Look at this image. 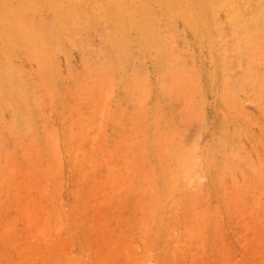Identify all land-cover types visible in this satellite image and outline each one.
<instances>
[{"label": "bare ground", "instance_id": "obj_1", "mask_svg": "<svg viewBox=\"0 0 264 264\" xmlns=\"http://www.w3.org/2000/svg\"><path fill=\"white\" fill-rule=\"evenodd\" d=\"M177 20L181 21L183 25L194 34H198L200 31L208 34H215L213 40L210 41V45L217 47L222 52L221 58L224 63V76L226 77L222 94L225 95L227 99L226 102L229 103L228 108L230 106L232 109L233 117L238 118L241 116L244 120H247L246 122H248L250 114L245 103H249L250 105V102L254 103L256 108H259L260 106L263 112L264 0H0V231L6 232V242L4 243L5 239L2 242V245L4 244L5 246L11 244L12 242L16 243L17 240L19 243L23 240L26 241V239L29 240L27 245L21 243L16 245L17 253L21 257L19 260L16 259L17 262L14 260L15 264H18L20 260L26 264H61L62 258H67L69 262L68 264H83L85 260L78 261L77 257L79 255H81L79 257H85L87 260H90L89 262H92V264H115L113 262V260H117L115 257H119L121 259L123 258L125 262L126 260H129L131 264H198L197 257H202L201 260L203 259L202 254L207 252L209 249L206 244L207 233H205L209 230L206 228L208 230L206 231V225L203 223L205 221H203L204 218H202L203 214H205L204 211H206L204 208L206 209L207 207L204 206V211L201 209L203 204L202 207L199 208L203 214H201L200 210L195 207V197L199 200V198H197L198 191L195 181L191 180L190 173L195 167L199 166L200 168V165L204 164L205 159L203 157V160L200 159L202 161L198 160V153L196 154V150H199L197 143L194 144L191 149L187 148L186 151L185 148L187 145H183L182 136L181 140L180 137L177 136V129L171 128L167 122L165 123L163 120L159 119L160 116L158 117L159 121H163L165 125H169V128L166 126L163 127H166V129L171 128L169 131L165 130L169 132H165L166 137H164L166 139L162 137V139L165 140V143L168 142L169 144H164V140H162L165 146L162 144L163 149L162 151L159 150V152L161 151L160 154H167V156L164 155L161 157L160 155L159 158L158 156H155L156 158H162L163 160L166 158V163L163 164L162 168L163 171L164 167L167 170L162 177L165 184L164 190L165 186H167L166 184H168L169 190L168 192L166 191L168 194H166L165 198L162 196L165 200L163 199L164 204L161 205L160 186H158V179L156 178L158 175L157 173L155 174L156 171L153 169V164L150 165L151 167H146V160H148L147 154H150V147L148 148L147 142L148 140L150 141L149 135L151 134L148 132V136L146 137L143 132L144 127H147L146 122L141 124L140 121H143L146 116L145 110H147V102L149 100L147 97L151 94L149 92L147 93L149 90L147 86L149 85L148 79L150 76L146 67L141 66V64L143 65L141 61L140 65L136 64V57L139 61L144 51L151 53L154 59L163 62L161 67L165 66L167 68L165 70H167L168 74L170 69L166 66V63L171 65L175 71L172 75L170 74L174 78L173 91H176V83H179L178 86L180 84L182 85L181 92H176V94L179 95L180 93L185 92L183 83L185 82V84H190V80L192 79L193 81V78L199 75L196 73L198 70L194 71L193 69L195 67L193 66V59L195 58L192 59L193 63L190 61L189 64L187 60H191V57H189L190 53L187 52L189 54H185V51L183 54L180 51L184 49L181 45L184 44L182 41L186 38L183 37V40L181 41L180 36H183V31H181L182 33H178L181 29L178 31L176 29L177 24L175 21ZM133 34L135 35L136 44L144 50L140 56L137 54L138 56L136 55V57L132 47L133 44H131L132 38L130 39V36H133ZM93 36L96 38L94 39L96 42L93 40ZM91 37L93 41L91 40ZM196 39L198 38L196 37ZM177 43H180V50ZM197 44L199 43L197 42ZM71 49H76L79 53L85 52V55L87 54V57L84 56L82 58L81 65L78 64L82 68L81 72L75 71L77 70V67H75L74 64H77V62H75L76 58H74V56L72 57ZM137 52H139V50H137ZM185 55L188 57L187 60ZM258 64L260 66L257 67L256 65ZM61 65L64 66L61 67ZM127 65L131 66L130 71H128V68L125 70ZM190 65H192V69H190ZM63 67L65 69L64 71L66 76L62 70ZM143 67L145 68L146 73H148L147 77ZM237 67L241 71L240 75H242L240 79H236L240 83L235 82L236 80H230L232 79V70L234 71ZM214 72L213 74H216ZM128 73H131V77L129 76L130 82L128 84L130 89L128 94L131 93L130 96L132 97L130 102L135 100V106L132 105V109L134 110L130 111L132 113L135 111L134 113L138 114L133 115L131 112L128 113L126 111L128 113L127 115L129 116V114H131V117L144 115V117H137L138 120L135 118L137 123L134 121L136 123L132 128L134 130L129 129L130 131H133L131 132L132 135H137V137L141 139L137 140L140 142H138V146L140 145V149H138L141 151L139 156L137 154L138 152L136 153L138 157L134 154L136 151L133 150V137H135L136 140V136H133L128 140L124 137L126 140L123 143L122 140H119V142L118 140H114L115 143L112 145L113 147H110V142L113 141V138L111 139L112 141H109L108 139V135H112V132L111 134H109L110 131L108 133V121L111 119V116H114L116 119L117 128H119L121 132L123 130L125 131V128L128 132L129 130L127 127L133 125L130 121L134 118H131L132 120L128 118L129 123H125L124 121L123 117L127 116L124 113V108H122L124 103L121 105V103H119L120 101L118 102V100H116L117 108H112V102L117 98V89H115V86L118 83V85L122 84V86L125 87L128 81ZM180 74L187 76V83L184 77H180ZM193 74H195V76H193ZM62 75L66 77V82L67 79L70 81V83H65L70 85L69 90L71 91L69 95L72 96L71 99L76 103L74 104L76 105L75 108L77 107V112L81 111L80 113H74V111L76 112V110H73L75 109L73 107L74 105L70 104L72 107L70 106L69 108L68 105L66 107L64 104L65 101L62 100L63 95L58 93L59 84L61 79H63ZM233 77L237 78L238 74H233ZM179 79H183L184 81H179ZM195 80V83L193 82L194 84L198 81L197 79ZM212 81L213 77L211 79V84ZM171 82L172 78L170 83ZM65 83L63 85H65ZM193 83L190 84L191 87H188V84L187 87L184 85V87L187 88V93L185 92L186 94L183 96L186 97L187 100H183V102H185L183 107L188 104L187 101H189V99L187 96L190 95L189 93H191V88H193V90L195 88V86L192 87ZM161 84L163 83H160V85ZM159 86L157 88H159ZM170 86L168 85V87ZM198 86L197 88H201L202 84L201 87ZM149 87L152 88V85ZM236 87L240 90H237ZM165 89L167 90L166 87ZM242 89L246 91L243 92V96L239 94ZM196 91L201 92L200 89H196ZM56 92L58 93L57 96ZM68 92L66 91V93ZM194 92L192 95L198 93ZM44 93L47 96L49 95V97L54 95V98L59 101L61 100L63 107L60 108H62L64 114H66L63 116L65 118H70L71 120H69V124H67L61 131H54L53 129L54 127L56 128L58 123L53 127V125H51L52 123L49 122L51 115L47 112L50 109L48 110L47 108H50L51 106L49 105L50 107H47L43 104L45 103L42 99V97H44ZM201 94L202 93L196 94L198 95L196 100L197 98L198 100L195 102L204 100V98L203 100L199 99ZM192 99L195 100L194 97ZM172 100L174 101V98H172ZM49 101H51L50 98H48L46 104ZM74 102L69 99L68 104ZM164 103L166 104L165 100ZM60 105L56 104V106ZM127 105L125 106L127 107ZM120 106L121 109L119 108ZM200 106L202 105L200 104L198 106L197 112L195 113L196 115L199 112V108H201ZM150 107L151 106H149V109ZM169 107H171V105ZM178 108L175 109L174 107L173 109L177 111ZM163 109L165 108L163 107ZM185 109L186 107L183 110ZM188 109L191 110V108ZM226 111L229 112V109H226ZM260 111H258V115L256 116V120H259L258 124L259 122H262L259 119L260 115L264 114V112H261L262 114H260ZM157 112L155 111V113ZM181 112L182 111H180V113ZM202 112L203 111L199 113ZM47 113L49 114L47 115ZM158 113H161V111ZM186 113V111L181 113V115L184 116L182 118H186L185 120H187L189 115L190 117L193 116L192 114L194 112H190L189 115ZM165 114L167 113L165 112ZM202 114H204V112ZM196 115L195 117L198 116L199 118V124L203 118L202 115L200 117L199 115ZM253 115L255 116V114ZM230 117L228 119H230ZM146 118L148 122V117ZM155 118H157V116ZM182 118L181 120H183ZM162 119L165 120V117ZM225 120L227 119L222 121ZM67 121H64V123L66 124ZM139 121L140 123H138ZM154 121L156 122V120ZM167 121H169V119ZM239 121L238 123H240ZM253 121L255 120L252 117V122ZM39 122L42 124L44 129L39 126ZM179 122L180 121H178V124ZM154 123L152 124L154 125ZM158 123L156 124L158 125ZM255 123H252V126L257 124ZM49 124L50 127L48 128ZM203 125L199 124V128L196 129L200 130V126ZM214 125L215 124H213V126ZM244 125L246 126L248 124ZM158 126L155 127L158 131H156L158 133L156 134L160 135L164 128L161 129L162 127ZM248 127H250V125ZM150 128L151 127L149 126V129ZM172 129H174L175 132L173 130L171 133ZM198 130L195 134V136H197L196 139H198V136L200 135L198 134ZM219 132L220 131H218V133ZM235 132L237 133V130H235ZM229 133H232V131ZM125 134L128 135L126 137H129L128 133ZM226 134L228 133L226 132L225 135ZM120 135L125 136L121 133ZM239 135L240 134H238L237 137ZM247 135L248 131L247 134L243 136L247 137ZM239 137L238 142L241 138ZM157 138L159 139L160 137L158 136ZM192 138H194V136H192ZM218 139L219 141H222L223 139L225 141V138H222V140L221 138H217V140ZM263 139L264 136L262 140ZM193 140L196 141L195 139H192V141ZM204 140L202 139V141ZM242 141L243 138L240 142L242 143ZM230 142L233 141L230 140ZM236 142L237 141L233 144L234 146L231 144V146H233V150L231 152L229 151L232 156V160L228 161L229 163L224 161L225 164H228V169L231 172L229 173L232 174V176H230L232 182L229 181L231 182L230 184H227L225 182L226 180H224V182L229 185L228 189H230V186L233 187V191H231V193L228 192V197H226L228 200L224 196L227 193L224 194L223 192V197L226 199L227 208L230 209L229 213L231 214V220L229 219V221H232L234 224V230H232L235 235L234 237L237 238L236 241H241V245L239 246L238 244L240 241H238L237 245L240 248H243V254H240L239 257L237 256L241 259V264H264V184H261V182H264V179L262 178L264 176V165L262 170L260 169V167L262 168V165L256 169L255 166L262 163L257 164L258 161L255 162L252 160L253 158L249 156L251 153L248 154L247 151V153L245 152V145L242 147L243 145L241 146V143L237 144L238 142ZM151 143L153 142L151 141ZM226 143L227 140L225 144ZM225 144L223 149H225ZM251 145L249 146V149H252ZM9 146L11 147V150H8L10 148ZM210 146H213V143H211ZM203 149H205V147ZM200 152L202 153V151ZM251 152L253 153V151ZM262 152H264V150ZM128 153L131 154L128 155ZM152 154L153 153L151 152V155ZM218 154L216 155L219 156ZM170 155H172L173 158H171L172 156ZM153 159L156 161L155 158ZM209 159L212 161V158ZM122 160L123 163H120V165L119 162ZM252 161H254V164ZM246 162L249 163L247 165L253 175H248L249 173H245L243 170L241 171L240 167L238 168L240 164L242 166V164H246ZM158 163L161 162L158 161ZM173 163L176 165H174V168H172L173 166L171 167V164ZM66 164L69 167V171L72 172V175L67 176L65 174L64 169ZM155 164H157V162H155ZM206 166H208L207 163ZM221 167L223 168L222 170L224 173L225 165L223 164ZM198 169L194 170L198 171ZM259 169L261 170L260 173H258ZM219 172L217 174L220 175V178L222 171L219 170ZM200 173L201 175H199V177L201 180L203 178L202 170ZM192 175L198 176V173L192 172ZM237 175H240V177ZM236 177L237 180L239 179L238 181L235 179ZM241 179L243 184L245 183L244 186L243 184L238 185V183H241ZM68 180L73 181L72 184L74 185L73 188L71 187V192L68 190V193L70 194V200H68L69 204H67V201L63 199V192L67 188L66 183ZM72 184L70 183V186ZM220 184L221 183H219V185ZM221 185H223L222 188H224L223 182ZM212 186L210 188H212ZM210 188L209 191H211ZM226 188L222 191H227ZM3 191H5V194H2L4 193ZM194 191H197L196 194ZM222 191L220 190V192ZM191 192H194V194L184 197H182V195L180 196L181 201H179L178 195L183 193L190 194ZM205 193L207 194V192ZM146 195L149 198H147ZM129 196H133V198L136 197L134 200V202H136L134 203L135 205L132 208L131 213L126 216V213L123 215L124 210H126L127 207H132V205L131 207H125V204L128 201L126 199H128ZM109 198L112 200L109 201ZM185 199L188 201L191 200L190 203H182ZM187 200L185 202H187ZM248 200L251 201L250 204L248 203ZM88 202L89 206L87 207ZM110 202L114 203L116 210L119 212L117 213L116 211V214L113 213L114 215H108L107 212L104 211L105 209H102L103 212L100 214L101 209L99 208L101 204H110ZM131 202H133L132 198ZM178 203L180 204V207L177 206L179 205ZM67 205H70V208H68ZM90 205L91 207L92 205L97 206L94 210L99 209L98 212L100 215L98 216V214H95L98 216L97 219L94 216H91V212L90 215L88 214L89 212L87 208H89ZM175 205L177 207H174ZM199 205L200 202L199 204L197 202V206ZM80 206H82V208L84 206L85 208L82 209V214L75 216V212L81 208ZM183 206L186 208L185 210L189 208L191 211L187 210L186 215L183 213L184 216H182L183 218L179 221L178 214L179 212L182 213V211L179 210L183 208ZM214 210L217 211L216 208ZM80 212L81 211L79 209V213ZM218 212L220 213L219 210ZM93 213H95V211ZM209 213L207 214L209 215ZM219 213H217V216H219ZM201 218L202 222H200ZM219 218L216 219L218 220ZM212 219L215 220L214 217ZM173 220H176V223H178L177 225L180 226L177 227L173 225ZM197 220H200L198 221L200 224H198ZM178 221L181 224H179ZM17 223L22 227L18 228ZM210 224L213 225H210L212 226V233L214 234V232L216 233L218 231L220 236L223 231L221 224H219L218 221L215 223L210 222ZM181 227L182 229H180ZM226 228L227 227H225V229ZM24 229L29 230L30 233L27 234L25 231L27 235H25L26 237L21 234V237H18L20 231ZM25 233L23 232V234ZM61 233L66 235L62 236ZM1 234H3V236L5 235V233ZM1 234L0 240L3 238ZM225 235L229 234L225 233ZM216 236L218 237L217 233ZM63 237H65V241L70 243L72 246L71 248H73V246H76V248L78 247V250L76 249V251H79V255L77 256L73 253L77 256L76 259L74 255H70L71 257H68L69 251L66 257H64V252L63 254H60L62 251L60 253L58 252L61 248L60 245H62H59V243L64 240ZM225 238L227 237L225 236ZM214 240L217 241L215 238ZM219 240H221L222 244H218L216 248L220 253L219 257H222L220 260H223L220 261V263L225 262V260L228 262L231 258L228 252V255L223 257L225 255L224 250L225 252L227 251V245H224L225 247L223 246V238ZM211 242L213 241L211 240ZM63 244H65L64 241ZM138 244L142 246V254L140 253L142 260L138 257ZM215 244L216 243L213 245L216 246ZM24 246L27 247L25 248ZM52 246L60 247H58V251L54 250V252L58 253L51 257ZM9 247L10 250L7 251V254L9 251L11 252L12 246ZM23 247L25 249H23ZM62 247L65 250L68 248V245H62ZM26 249H29L28 253H25ZM0 254H2V250ZM217 255L218 254H216V257ZM237 257H235V261L232 262L233 264H238L240 261L239 259H236ZM207 258L209 261L210 257L207 256ZM87 260L85 261V264ZM236 260H238L237 263ZM208 261H203V263L207 262V264H209ZM21 262L19 264H21ZM125 262L124 264H126ZM209 262L211 264V261ZM216 262L218 261L216 260L215 263ZM0 264L12 263L10 261L5 262L3 256H0Z\"/></svg>", "mask_w": 264, "mask_h": 264}, {"label": "rangeland", "instance_id": "obj_2", "mask_svg": "<svg viewBox=\"0 0 264 264\" xmlns=\"http://www.w3.org/2000/svg\"><path fill=\"white\" fill-rule=\"evenodd\" d=\"M175 23L177 24H175L176 25V29H177V31L179 30V29H181V30H179L178 31V33L180 32V33H182L181 31H183V36H180V38H181V41L183 40L182 38L184 37V38H186V39H184L183 41H182V43H184V44H186V45H184V44H182L181 46H182V48H184V49H182V50H180L181 48H180V43L178 44L177 43V46H179L178 48H179V50L184 54L185 53V51H186V53L185 54H189L190 53V56L189 57H191V60H187V55H185L186 56V60H187V62L189 63L190 61L192 62V59L193 58H195V59H193V66H195L193 69H194V71H196V70H198L196 73L197 74H199L198 76H195V74H193V76H195L194 78L195 79H197L198 81L196 82V84H194L195 83V79L193 78V81H192V79L190 80V84L191 83H193V85H192V87H194L195 86V88L198 90V89H200V91L201 92H198V91H196V89L194 88V90H193V88H191V93H189L190 95H188L187 96V98L189 99V101H187L188 102V107H187V105L185 106L186 107V109L185 110H183L185 107H183L184 105H185V102H183V100H187L186 99V97H184L183 95L184 94H186L187 92H186V89L187 88H185V87H187L188 85V87H191L190 86V84H188L187 82V76H185L184 74L182 75V74H180V77L182 76V78L184 77V79H186L185 81H186V83L188 84H185V82L183 83V88L185 89V92H183V93H180V95L179 94H176V92L178 93V91L179 92H181V88H182V85L180 84L179 86H178V84L179 83H176V85H175V82H174V85H175V88H176V91L174 92L173 91V76H171L175 71L173 70V68L171 67V65H169V64H167L166 63V66H168L169 67V74L167 73V70H165V69H167L165 66H162L161 67V65L163 64V62H161V61H157L156 59H154V57H153V55L151 54V53H149V52H146V51H144V50H142L141 48H140V46L139 45H137L136 44V42H135V35L133 34V36H130V39L132 38V40H131V44H133L132 45V47H133V51H134V54H135V57H136V55L138 54L139 56H140V54H142L143 53V51H144V53H143V55H141L142 57V59L140 58L139 59V61H138V58L136 57V64L137 65H140L141 64V62L143 63V65L141 64V66H145L146 67V69H147V72L149 73V85L147 86L148 87V91H147V93L149 92V93H151V94H149L148 95V97L147 98H149V100H148V102H147V105H148V107L146 108L147 110H145L146 111V116L144 117V115H138V116H132L131 117V114H133V115H135V114H138V113H132L131 111H133L134 109H132L133 108V106H135L134 105V101L135 100H133L132 102H130L131 100H132V97L130 96V94H128L129 92H130V89H129V82H130V80H129V76L131 77V73H128V81H127V85L124 87V86H122V84L121 85H118V83L116 84V88L115 89H117L116 91H117V98L112 102V108L113 109H115V108H117V106H116V100H118V102L119 103H121V105H122V103H124L123 104V107L122 108H124V113H125V115H127L128 113H130L131 112V114H129V116L127 115L126 117H123L124 118V121H125V123L126 122H128L129 123V119L128 118H134L132 121H130V123L131 124H133V125H131V126H128L127 128H128V130L129 129H132L133 128V126H134V124H136L137 122H136V120H135V118H137V117H141V116H143L144 117V119H143V121L142 120H140L141 121V124H144V122H146V128L144 127V129H143V132H144V134L146 135V137L148 136V132L151 134V135H149V139H150V141L148 140V144H147V146H148V148H149V155L147 154V159L148 160H146V163L148 164H146V167H151L150 165H152L153 164V169H155V174L157 173V181H158V186H160V201H161V205H163L164 203V201H163V199L165 198V196H166V194H168L167 192H168V190H169V186H168V184H166L167 186H165V190H164V181H163V175H164V173L166 172V168L164 167V171H163V164L164 163H166V158L163 160L162 158H160V159H158L159 158V156L161 155V157L162 156H164L163 155V153L162 154H160V152L162 151V144H163V142H162V140H164V139H166L165 137H166V133H169V132H167V131H169L171 128H174V129H177V136L178 137H180V140L182 139L183 140V145H187L186 146V151H187V148H189V149H191V147H193L194 146V144H196L197 143V146H198V149L199 150H196V154L198 155V160H200V159H202L203 157H204V164L203 165H200L201 167L199 168V166H197V167H195L194 169L195 170H197L198 169V171H195L194 169V171L193 170H191V180H193V181H195V183H196V188H197V191H198V193L200 194H198L197 193V198H199V200H201V201H199V200H197L196 199V197H195V207L196 208H201L202 207V204H203V207L201 208L202 210H203V208H204V206H206L207 208L205 209L204 208V210H206V211H204L205 212V214H203V213H201L202 211L200 210V213L201 214H203V216H202V218H204L203 219V221H205V222H203V223H205V229H206V231H208V232H205V233H207V240H206V244H207V247L209 248L208 249V251L207 252H205L204 254H202V256H203V259L201 260V258L202 257H197V259H198V264H200L201 262L203 263V261H208V258H207V256L208 257H210L209 258V261H211V264H214L215 263V261L217 260L218 262H216L215 264H231L232 262H234L235 261V257H239V255L240 254H243L242 252V250H243V248L241 247H239L240 245H241V241L240 240H238V241H240L239 243H238V241H236L237 240V238H235L234 236V234H233V231L232 230H234L233 229V226H234V224L232 223V221H229V219L231 220V218H230V213H229V210L230 209H228L227 207V204H226V199L228 200V198H226V197H228V194L229 193H231V191H233V187H231L230 186V189H228V186L229 185H227V184H230L232 181H231V177L230 176H232V174H230L231 172L229 171V169H228V164L227 163H229L228 161H231L232 160V156L230 155V152L233 150L232 149V147L234 146L233 144H235V141H237L238 142V137L240 138L239 139V142L237 143V144H239V143H241L240 142V140L243 138V141H242V143L240 144L242 147H244V145H245V148H246V150H245V152L247 151L248 152V154L249 153H251V154H249V156H251V158H253L252 160H254L255 162L256 161H258L257 162V164L258 163H262V164H258V166H255L256 167V169H257V167L259 168V166L260 165H262V168L260 167V169L262 170L263 169V163H264V156H263V154H264V152H262L264 149H263V147H264V139L262 140V138H263V136H264V116H262V115H264V114H262L263 112H262V108L259 106V105H257V106H259V108H256L254 105V103H251L250 102V105H249V103H245L246 104V107H248V112H249V117L248 118H250V119H248V122H246L247 120H244V118L243 117H241V116H239L238 118H234L233 117V112H232V109H231V107L229 106V108H228V102H226L227 101V99H226V97H225V95L224 94H222V90H223V86L225 85V81H226V77L224 76L225 75V70H224V63H223V60H222V58H221V54H222V52L217 48V47H214V46H212V45H210L211 44V40H213V38L215 37V34L214 33H210V34H208V33H206V32H203V31H200L198 34H194V33H192V31L191 30H189L187 27H185L184 25H183V23L181 22V21H179V20H177V21H175ZM178 23H179V25H178ZM94 31V30H93ZM187 32H188V34H187ZM180 35V34H179ZM193 35V36H192ZM194 35H196V36H194ZM191 36V37H190ZM179 37V36H178ZM193 37H194V39H193ZM196 37L198 38V39H196ZM189 38H190V40H189ZM202 38V39H201ZM94 39H96L94 36H93V40ZM178 39V38H177ZM91 40H92V37H91ZM92 40V41H93ZM189 40V41H188ZM195 40V41H194ZM199 40H201V41H199ZM95 42H96V40H94ZM97 41H99V40H97ZM179 42V41H178ZM186 42V43H185ZM197 42L199 43V44H197ZM193 43V44H192ZM209 43V44H208ZM93 44H94V42H93ZM96 44V43H95ZM98 44V43H97ZM208 44V45H207ZM194 45V46H193ZM197 47H196V46ZM95 46V45H94ZM99 46V45H98ZM186 46V47H185ZM187 46H188V48H187ZM191 46V47H190ZM135 47V48H134ZM95 48H96V46H95ZM193 48V49H192ZM216 48V49H215ZM139 50V52H137V50ZM187 49V50H186ZM203 49H205V50H203ZM75 50V51H74ZM195 52H194V51ZM216 52H215V51ZM74 51V52H73ZM191 51V52H190ZM137 52V53H136ZM187 52H189V53H187ZM194 52V53H193ZM218 52V53H217ZM71 53H72V57L74 56V58H76L75 60V62H77V64L75 65L74 64V66L75 67H77L76 69L77 70H75V71H80L81 72V70H82V68H81V66H79V65H81V60H82V58L85 56V57H87V54L85 55V52L84 53H82V55H81V53H79L76 49H71ZM215 53H217V54H215ZM84 54V55H83ZM75 55H77L78 56V58H77V56H75ZM137 55V56H138ZM195 56V57H193V56ZM202 55V56H201ZM205 55V56H204ZM211 55H212V57H211ZM80 56V57H79ZM200 56V57H199ZM146 57V58H145ZM74 58H72V59H74ZM144 58V59H143ZM204 58V59H203ZM217 58V59H216ZM80 59V60H79ZM203 59V60H202ZM234 59V58H233ZM145 62H144V61ZM148 60V61H147ZM73 61V60H72ZM141 61V62H140ZM195 61H196V63H195ZM201 61H203V62H201ZM212 61H213V63H212ZM61 62H62V58H61ZM139 62V63H138ZM161 62V63H160ZM220 62V63H219ZM205 63V64H204ZM79 64V65H78ZM190 64V63H189ZM73 65V64H72ZM78 65V66H77ZM156 65V66H155ZM192 65H190V69H192L191 68V66ZM62 66H64V65H61V67ZM150 66H151V68H150ZM197 66V67H196ZM257 67L258 66H260L259 64L258 65H256ZM78 67H80V68H78ZM140 67V66H139ZM172 68V70H171V68ZM189 67V66H188ZM215 67V68H214ZM74 68V67H73ZM127 68H128V71H130V69H131V66L130 65H127V67H126V69L125 70H127ZM163 68V69H162ZM198 68V69H197ZM143 69H144V71H145V75H146V77H147V75H148V73H146V70H145V68L143 67ZM156 69V70H155ZM162 69V70H161ZM223 69V70H222ZM62 70L64 71L65 69H64V67L62 68ZM208 70V71H207ZM217 72H216V71ZM151 71V72H150ZM153 71V72H152ZM159 71H160V73H161V71H162V73L160 74L159 73ZM215 71V72H214ZM192 72V71H191ZM208 72H211V73H208ZM213 72L214 73H216V74H213ZM240 72V73H239ZM63 73V72H62ZM165 73H167V74H165ZM195 73V72H194ZM222 73H223V75H222ZM130 74V75H129ZM165 74V75H164ZM171 74V75H170ZM175 74H177V73H175ZM233 74H238V77L237 78H234L233 77ZM241 74V71H240V69L237 67V68H235L234 69V71L232 70V72H231V78L232 79H230V80H233V81H235L236 79H240L241 78V76L242 75H240ZM64 75L66 76V73H65V71H64ZM152 75V76H151ZM171 77H170V76ZM178 75V74H177ZM176 75V76H177ZM215 75H217V76H215ZM65 76H63L62 75V77H63V79H61V82H60V84H59V94H62L63 96V98H65V99H63L62 98V100H64L65 101V105H66V107H67V105H68V107L70 108V106L71 105H74V104H76L75 102H74V100H72L71 98H72V96H70L69 94H70V91L71 90H69L70 89V85L69 84H66V83H70V81L67 79V82H66V77ZM157 76V77H156ZM161 76V77H160ZM213 77V81H212V84H211V79H212V77ZM240 76V77H239ZM64 77H65V79H64ZM156 77V78H155ZM209 77V78H208ZM216 77H218V78H216ZM160 78V79H159ZM171 78H172V82L170 83V81H171ZM199 78V79H198ZM224 78V79H223ZM234 78V79H233ZM131 79V78H130ZM165 79V80H164ZM170 79V80H169ZM202 81H201V80ZM219 79V80H218ZM163 80V81H162ZM181 80H183V79H179V81H181ZM69 81V82H68ZM152 81V82H151ZM158 81V82H157ZM160 81H162V82H160ZM167 81V82H166ZM184 81V80H183ZM66 82V83H65ZM157 82V83H156ZM170 84H169V83ZM202 84V87H204V88H202L201 87V84ZM214 82V83H213ZM235 82H238V80H236ZM65 83V85H63ZM160 83H163V84H161L160 85ZM165 83V84H164ZM181 83V82H180ZM198 83V84H197ZM208 83V84H207ZM238 83H240V82H238ZM167 84V85H166ZM68 85V86H67ZM152 85V88H150L149 86H151ZM159 86V88H157L158 86ZM168 85L170 86V87H168ZM184 85H185V87H184ZM198 85H200V86H198V87H201V88H197V86ZM208 85V86H207ZM216 86H217V88H216ZM67 87H68V89H67ZM119 87V88H118ZM165 87L167 88V90L165 89ZM180 87V88H179ZM71 88H72V86H71ZM162 88V89H161ZM179 88V89H178ZM214 88V89H213ZM217 89V92H216V89ZM121 89V90H120ZM124 89V90H123ZM155 89V90H154ZM169 89H171V90H169ZM236 89L237 90H240L239 88H237L236 87ZM64 90H65V92H64ZM119 90V91H118ZM125 90H126V92H125ZM128 90V91H127ZM150 90H152V91H150ZM189 90H190V88H189ZM243 90V91H242ZM241 91H240V95L241 96H243L244 95V93L243 92H246L244 89H242ZM66 91L68 92V93H66ZM168 93H167V92ZM170 91V92H169ZM183 91V90H182ZM188 91V90H187ZM194 91H196V92H198L199 94L200 93H202L201 95H200V98L199 99H202L203 100V98H204V102L203 101H198L202 106H200L201 108H199V112H201V111H203L204 112V114H202V113H199L198 112V114L197 115H199V117L202 115V118L204 119H202L201 120V123H199V124H204L203 126H200L201 128H200V130H198V129H196V128H199V124H198V121H199V118H198V116L195 114L196 112H197V108H198V106L200 105L198 102H195V101H197L198 100V98H197V100H196V97H198V95H196V94H198V93H196V92H194ZM206 91V92H205ZM62 92V93H61ZM64 92V93H63ZM156 92V93H155ZM196 93V94H193L192 95V93ZM57 92H56V96H57V94H58ZM66 93V94H65ZM157 93H158V95H157ZM160 93V94H159ZM217 94V95H216ZM243 94V95H242ZM44 95V97H42ZM41 97H42V99L44 100V102L45 103H43V104H45L47 107H50V108H47L49 111H47V112H49V113H47V115L49 114V115H51V117L50 116H48V117H50V120H49V122H51L50 124L51 125H53V127L58 123V125H56V128L54 127L53 129H54V131L56 130V131H58V130H63V128L64 127H66V125L67 124H69L68 122H70L71 120H70V118H67L68 119V121H67V119L64 117L66 114H64V111H63V109L62 108H60V107H63V105H62V102H61V100L59 101L58 99H56V98H54V95L51 97H49V95L47 96L45 93L43 94ZM46 95V96H45ZM121 95V96H120ZM130 96V97H128V96ZM156 95V96H155ZM161 95V96H160ZM165 95V96H164ZM174 95V96H173ZM176 95V96H175ZM177 95H179V96H177ZM192 95V96H191ZM213 97H212V96ZM55 96V97H56ZM65 96V97H64ZM69 96V97H68ZM153 96V97H152ZM191 96V97H190ZM47 97V98H46ZM157 97V98H156ZM159 97H160V99H159ZM182 97H184V98H182ZM195 98V100H193L192 98ZM226 99H224V98ZM48 98H50V100L51 101H49L47 104H46V102H47V100H48ZM166 98V99H165ZM170 98V99H169ZM172 98H174V101L172 100ZM67 99H68V101H69V99H70V101H72V102H74V103H69L68 104V101H67ZM123 101H122V100ZM155 99V100H154ZM160 101H159V100ZM163 99V100H162ZM169 99V100H168ZM176 99H178V100H176ZM213 99H215V100H213ZM224 99V100H223ZM42 100V101H43ZM54 100V101H53ZM159 102V104H158V102ZM164 100L166 101V104L164 103ZM194 102H192V101ZM250 100H252V99H250ZM128 101H129V103H128ZM163 101V102H162ZM169 101V102H168ZM172 101V102H171ZM191 101V102H190ZM212 101V102H211ZM53 102V103H52ZM182 102V103H181ZM220 102V103H219ZM254 102V101H253ZM60 103H61V105H60ZM128 105H127V104ZM131 103V104H130ZM162 103V104H161ZM167 103H169V104H167ZM191 103H192V105H191ZM198 103V104H197ZM214 103V104H213ZM222 103V104H221ZM54 104H55V106H54ZM56 104L57 105H60V106H56ZM71 104V105H70ZM154 104V105H153ZM161 104V105H160ZM183 104V105H182ZM227 104V105H226ZM247 104H248V106H247ZM44 105V106H45ZM50 105V106H49ZM125 105H127V107L125 106ZM131 105V106H130ZM133 105V106H132ZM156 105V106H155ZM159 105V106H158ZM171 105V107H169ZM189 105H191V106H189ZM198 105V106H197ZM221 105V106H220ZM223 105V106H222ZM75 106L76 105H74L73 107L75 108ZM125 106V107H124ZM149 106H151L150 107V109H149ZM155 106V107H154ZM161 106V107H160ZM166 106V107H165ZM169 108H168V107ZM182 106V107H181ZM194 106V107H193ZM197 106V107H196ZM59 107V108H58ZM72 107V106H71ZM110 107V108H111ZM154 107V108H153ZM163 107L165 108V109H163ZM175 107V109H177L178 107V110L176 111V110H174L173 108ZM181 107V108H180ZM209 107H210V109H209ZM214 107V108H213ZM224 107H225V109H224ZM254 107V108H253ZM45 108V107H44ZM77 108V107H76ZM73 109V110H76V112L74 111V113H80L81 111H78L77 112V109ZM79 108V107H78ZM120 109H121V106L119 107ZM135 108V107H134ZM159 108V109H158ZM188 108H191V110L194 112L192 115L193 116H191L190 117V112H192L191 110H189ZM195 108V109H194ZM205 108H207V109H205ZM112 109V110H113ZM157 109H158V112H160L161 111V113H158L157 112ZM161 109V110H160ZM167 109V110H166ZM201 109H203V110H201ZM226 109L228 110L229 109V112L228 111H226ZM56 110V111H55ZM59 110H61V111H59ZM78 110H80V109H78ZM131 110V111H130ZM170 110V111H169ZM194 110H196V111H194ZM223 110V111H222ZM256 112H255V111ZM261 110V111H260ZM128 113H127V112ZM155 111L159 114H157V113H155ZM176 111V112H175ZM180 111H182L181 113H183V112H187L186 114L187 115H189L188 117H187V120H185L186 118H182V117H184L183 115H181V113H180ZM206 111V112H205ZM250 111H251V113H250ZM258 111H260L259 113L260 114H262V115H260V117H259V119H260V121H262L261 123L259 122V124H258V121L259 120H256L257 118H256V116L258 115ZM137 112V111H136ZM150 114H149V113ZM165 112L167 113V114H165ZM189 112V113H188ZM215 112V113H214ZM224 112V113H223ZM232 112V113H231ZM262 112V113H261ZM57 113V114H56ZM170 113V114H169ZM175 113V114H174ZM221 113H223V114H221ZM231 113V114H230ZM46 114V113H45ZM140 114V113H139ZM156 114V115H155ZM164 114V115H163ZM173 114H174V116L175 117H177V118H175L174 116H173ZM177 114V115H176ZM180 116H179V115ZM216 114V115H215ZM227 114H229V115H227ZM253 114H255V116L253 115ZM54 115V116H53ZM64 115V116H63ZM149 115V116H148ZM155 115V116H154ZM185 115V114H184ZM195 115L197 116V117H195ZM205 115V116H204ZM212 115V116H211ZM221 115V116H220ZM232 115V116H231ZM150 116H152V117H150ZM157 116V118H155ZM160 116V120H163L165 123L167 122V124H169L170 126H171V128L170 129H166V127L167 128H169V125H165V123H163V121L161 122V121H159L158 120V117ZM162 116V117H161ZM165 117V120L164 119H162V118H164ZM170 116V117H169ZM226 116V117H225ZM231 116V117H230ZM55 117V118H54ZM146 117H148V122H147V118ZM167 117H169V118H167ZM186 117V116H185ZM223 117H224V119H227V120H225V121H222V120H224L223 119ZM230 117V119H228ZM252 117L254 118V120L255 121H253L252 122ZM127 120H126V119ZM146 118V119H145ZM167 118V119H166ZM171 118H172V120H171ZM181 118L183 119V120H181ZM194 118V119H193ZM65 119V120H64ZM142 119V118H141ZM169 119V121H167ZM174 119V120H173ZM177 119V120H176ZM179 119V120H178ZM238 119V120H237ZM241 119V120H240ZM243 119V120H242ZM58 120V121H57ZM70 120V121H69ZM115 120V121H114ZM137 120H138V118H137ZM149 120H150V122H149ZM154 120H156V122L154 121ZM189 120H191V121H189ZM206 120V121H205ZM213 120V121H212ZM233 120V121H232ZM240 120V121H239ZM64 121L66 122L67 121V123L65 124L64 123ZM136 123H135V122ZM140 121L138 122V123H140ZM172 121V122H171ZM173 121H174V123H173ZM178 121H180L179 122V124H178ZM228 121V122H227ZM232 121V122H231ZM238 121L241 123V125H240V123H238ZM242 121V122H241ZM155 122V123H154ZM159 122V123H158ZM170 122V123H169ZM182 122V123H181ZM197 122V123H196ZM205 122V123H204ZM212 122H213V124H215L214 126H213V124H212ZM227 124H226V123ZM250 122H251V124H250ZM259 125H257L256 123ZM114 123V124H113ZM149 123V124H148ZM152 123H154V125L156 124V123H158V127H160L162 124V128L161 129H163L164 128V130H163V134L161 135H157L158 133V131H157V128H155V127H157L156 125L154 126ZM161 123V124H160ZM186 123H187V125H186ZM218 123V124H217ZM232 123V124H231ZM236 123H238V124H236ZM252 123H255L256 125L255 126H252ZM39 126H41V127H43L42 126V124L39 122ZM47 124V123H46ZM50 124H49V126L48 125H46V126H48V128L50 127ZM63 124V125H62ZM117 124V121H116V119L114 118V116H111V119H109V121H108V126H109V129H108V133H109V131H110V133L109 134H111V132H112V135H108V139H109V141H112L111 139L113 138V141L112 142H110L111 144V146L110 147H113L112 145H114V140H118V142H119V140H122V143L123 142H125V140L127 139H130L131 137H133V136H136L137 137V135H132V133L131 132H133L132 130H134V129H132L131 131L129 130L128 132H127V129L125 128V131L123 130L122 132L120 131V129L119 128H117L118 126L116 125ZM141 124H139V125H141ZM172 124H173V127H172ZM175 124V125H174ZM226 124V125H225ZM244 124H248V125H244ZM61 125V126H60ZM244 125V126H243ZM250 125V127H248ZM254 125V124H253ZM59 126V127H58ZM63 126V127H62ZM111 126V127H110ZM149 126L151 127L150 129H149ZM163 126H166V127H163ZM197 126V127H196ZM207 126V127H206ZM217 126H218V128H217ZM242 127V131H241V127ZM258 126V127H257ZM203 127V128H202ZM206 127V128H205ZM214 127V128H213ZM225 127V128H224ZM226 127H227V129H226ZM231 127V128H230ZM235 127H236V129H235ZM245 127H246V130H245ZM261 127V128H260ZM179 128V129H178ZM182 128V129H181ZM185 128V129H184ZM208 128V129H207ZM212 128V129H211ZM217 128V129H216ZM248 128V129H247ZM259 128H260V130H259ZM43 129H44V127H43ZM112 129V130H111ZM156 129V130H155ZM174 129H172L171 130V133H172V131L174 130ZM203 129V130H202ZM214 129V130H213ZM219 129V130H218ZM223 129H224V131H223ZM234 129V130H233ZM263 129V130H262ZM145 130V131H144ZM165 130H167V131H165ZM186 130V131H185ZM197 130H198V134H200L199 136H198V139H196L197 138V136H195V134L197 133ZM222 130V131H221ZM232 131V133H229V132H231ZM235 130H237V133L235 132ZM135 131H136V129H135ZM134 131V132H135ZM157 131V132H156ZM205 131V132H204ZM210 131V132H209ZM218 131H220L219 133H218ZM247 131H248V135H247V137L245 136H243V135H246L247 134ZM251 131V132H250ZM260 131V132H259ZM115 132V133H114ZM118 132V133H117ZM128 133L129 134V137H126V136H128V135H126L125 133ZM130 132V133H129ZM166 132V133H165ZM174 132H175V130H174ZM202 132V133H201ZM205 134H204V133ZM213 132H214V134H213ZM217 132V133H216ZM227 132L228 134H226L225 135V133ZM253 132V133H252ZM256 134H255V133ZM118 135H117V134ZM120 133L121 134H124L125 136H123V135H120ZM157 133V134H156ZM165 133V134H164ZM209 133V134H208ZM222 133V134H221ZM234 133V134H233ZM243 133V134H242ZM260 133V134H259ZM261 133H262V136H261ZM132 136H131V135ZM156 134V135H155ZM179 134H180V136H179ZM182 134V135H181ZM203 134V135H202ZM206 134H208V135H206ZM231 134H233V135H231ZM238 134H240L238 137H237V135ZM211 135V136H210ZM215 135H217V136H215ZM257 135H258V138H257ZM109 136H111V137H109ZM121 136V137H120ZM159 136L160 138L158 139L157 137ZM165 136V137H164ZM181 136H182V138H181ZM191 136V137H190ZM192 136H194V138H192ZM201 136H203V137H201ZM219 136V137H218ZM223 136V137H222ZM259 136H260V139L262 140H260L259 139ZM124 137L126 138V139H124ZM162 137H164V139H162ZM228 139H227V138ZM253 137H255V138H253ZM115 138V139H114ZM117 138V139H116ZM120 138V139H119ZM134 138V139H133ZM132 139H133V150L134 151H136L134 154L136 155V153L138 154V156H139V154L141 153V151L139 150L140 148H139V146H138V142L139 141H137V140H141L139 137H137L136 138V140H135V137H133ZM153 138V139H152ZM188 138V139H187ZM204 140L205 138V140H207V141H202V139ZM211 138H212V140H211ZM217 138H221V140H222V138H225V141H224V139L222 140V141H219V139L217 140ZM231 138V139H230ZM248 140H247V139ZM155 139V140H154ZM190 139V140H189ZM192 139H195L196 141H192ZM231 141H233V142H230V140ZM244 139H246V140H244ZM251 139V140H250ZM252 139H253V141H252ZM255 139V140H254ZM158 140V141H157ZM189 140V141H188ZM214 140V141H213ZM226 140H227V143L225 144V142H226ZM259 140V141H258ZM136 141V142H135ZM151 141L153 142V143H151ZM154 141H155V143H154ZM192 141V142H191ZM199 141V142H198ZM218 141H219V144H218ZM252 141V142H251ZM258 143H257V142ZM9 142V141H8ZM222 142V143H221ZM140 143V142H139ZM158 145H157V144ZM168 143V142H167ZM167 143H165V140H164V144H167ZM188 143V144H187ZM211 143H213V146H210L211 145ZM245 143H247V144H245ZM135 144H137V145H135ZM156 144V145H155ZM163 144V145H164ZM169 144V143H168ZM202 144V145H201ZM218 144V145H217ZM223 144V145H222ZM224 144H225V149H227V150H225V149H223V147H224ZM229 144V145H228ZM231 144L233 145V146H231ZM252 144V145H251ZM259 144V145H258ZM6 145H8V144H6ZM205 145V146H204ZM251 145V148L252 149H249L250 146ZM255 145V146H254ZM260 145H261V148H260ZM159 146H160V148H159ZM165 146V145H164ZM257 146V147H256ZM263 146V147H262ZM6 147V146H5ZM10 147V146H9ZM134 147H135V149H134ZM155 147V148H154ZM166 147H167V145H166ZM205 147V149H203ZM206 147H207V153H206ZM216 147H217V149H216ZM228 147H230V148H228ZM137 148V149H136ZM139 148V149H138ZM147 148V147H146ZM200 148H202V149H200ZM214 148V149H213ZM218 148H219V150H218ZM244 148V149H245ZM6 149H7V147H6ZM154 149V150H153ZM257 151H256V150ZM8 150H11V147L8 149ZM138 150V151H137ZM148 150V149H147ZM159 150H161L160 152H159ZM164 150H165V148H164ZM204 150V151H203ZM225 150V151H224ZM157 151V152H156ZM200 151H202V153L200 152ZM213 151H214V153H213ZM223 151V152H222ZM230 151V152H229ZM251 151H253V153L251 152ZM258 151H259V153H258ZM151 152L154 154H152L151 155ZM184 152H185V150H184ZM216 152V153H215ZM219 154H218V153ZM246 152V153H247ZM211 153V154H210ZM226 155H225V154ZM131 153H128V155H130ZM212 154H213V156H212ZM216 154H218L219 156H217ZM224 154V155H223ZM227 154H228V156H227ZM259 154V155H258ZM217 157H219V158H217ZM257 155H258V157H257ZM137 155H136V157H138ZM158 156V158H156V157ZM165 156H167V154L165 155ZM170 156H172V155H170ZM169 156V157H170ZM201 156V157H200ZM209 156H211V157H209ZM228 158H227V157ZM253 156V157H252ZM152 157V158H151ZM212 158V161L209 159V158ZM261 157V158H260ZM151 158V159H150ZM153 158H155V160L156 161H154V159ZM171 158H173V156L171 157ZM207 158V159H206ZM214 158V159H213ZM225 160H224V159ZM228 159V160H227ZM139 160V159H138ZM151 160H153V161H151ZM203 160V159H202ZM202 160H200V161H202ZM227 160V161H226ZM158 161H160L161 163H158ZM206 161V162H205ZM209 161V162H208ZM216 161H218V162H216ZM224 161L225 162H227L226 164L224 163ZM254 161H252V163L254 164ZM262 161V162H261ZM152 162V163H151ZM155 162H157V164H155ZM199 162V161H198ZM122 164L123 163V160L122 161H120L119 162V164ZM151 163V164H150ZM206 163H207V165L208 166H206ZM208 163H210V164H208ZM214 163V164H213ZM120 164V165H121ZM130 164H131V162H130ZM156 166H155V165ZM213 164V165H212ZM225 165V167H224V173H225V169H226V173H225V175H224V173H223V168L221 167V165ZM247 164H249L248 162H246V164H242V166H241V164H240V166H238V168L240 167L241 169V171L243 170V171H245V173L247 172V173H249L248 175H253V173H251L252 171H250V169H249V166L247 165ZM256 164V163H255ZM132 165V164H131ZM175 163H173V164H171V167L172 168H174L175 166ZM205 165V166H204ZM247 165V166H246ZM218 166V167H217ZM221 167V169H220V167ZM209 167H210V170H209ZM212 167V168H211ZM248 167V168H247ZM65 169H66V171H65ZM65 169H64V172H65V174L68 176V175H72L71 173L72 172H70L69 171V167L67 166V164L65 165ZM161 169H162V171H161ZM204 169V170H203ZM208 169V170H207ZM216 170V171H214V170ZM249 169V170H248ZM259 169V171H258V173H260V170ZM202 170V176H203V178L200 180V177H199V175H201V173H200V171ZM213 170V171H212ZM219 170L220 171H222V175H221V177L219 178V174H217L218 172H219ZM204 171V172H203ZM250 171V172H249ZM192 172H197L198 173V176L197 175H195V176H193L192 175ZM208 174H207V173ZM230 172V173H229ZM237 172H238V170H237ZM220 173V172H219ZM217 174V175H216ZM237 174V173H236ZM240 174V173H239ZM206 177H205V176ZM211 175H212V177H211ZM227 175V176H226ZM241 175V174H240ZM240 175H237V176H239L240 177ZM210 176V177H209ZM229 176V177H228ZM235 176V175H234ZM223 177V178H222ZM224 177H226V178H229V179H226V178H224ZM212 178V179H211ZM218 178V179H217ZM263 179H264V176L262 177ZM208 179H209V181H208ZM220 179V180H219ZM222 179V180H221ZM236 180H237V177L235 178ZM210 180H211V182H210ZM224 180H226L225 182L227 183H225L224 182ZM239 180V179H238ZM237 180V181H238ZM248 180V179H247ZM229 181H231V182H229ZM264 181V180H263ZM213 182V183H212ZM222 182H223V184H224V188H222L223 187V185H221L222 184ZM240 182V181H239ZM70 183L72 184L73 183V181H71V180H68L67 181V183H66V185H67V188H66V190L63 192V199L65 200V201H67V204H69L68 202V200H70L69 198H70V194L68 193V190H69V192H71L72 191V188H73V184L70 186ZM219 183H221L220 185H219ZM238 183V182H237ZM264 184V182H261V184ZM212 184H213V186H212ZM241 184H243V181H242V179H241V183L239 184L238 183V185H241ZM245 184V183H244ZM244 184H243V186H244ZM219 185V186H218ZM232 185V184H231ZM70 186V187H69ZM212 186V188H210ZM219 188H218V187ZM251 186V185H250ZM249 186V187H250ZM72 187V188H71ZM167 187V188H166ZM210 188V190L211 191H209V188ZM218 189H216V188ZM227 187V188H226ZM248 187V188H249ZM263 187V186H262ZM225 188H226V190L227 191H222L223 189L225 190ZM264 188V187H263ZM161 190H162V192H161ZM164 190V191H163ZM220 190L222 191V192H220ZM6 191V190H5ZM5 191H3L4 193H2V194H5ZM167 191V192H166ZM193 191V190H192ZM196 191V192H197ZM195 192V191H194ZM194 192L192 193H190V194H188V193H183V194H180V195H178L179 196V201H181V199H180V196H182V197H184V196H187V195H193L194 194ZM196 192H195V194H196ZM205 192H207V194L205 193ZM210 192H212V193H210ZM223 192H224V194H226V195H224L223 194ZM229 192V193H228ZM162 193H164V194H162ZM214 193V194H213ZM222 193V194H221ZM130 194V193H129ZM162 194V195H161ZM221 194V195H220ZM223 195L225 196V198L223 197ZM69 196V197H68ZM164 198H163V197ZM194 196H196V195H194ZM146 197L147 198H149L147 195H146ZM177 197V196H176ZM222 197V198H221ZM112 198V197H111ZM131 198H132V201L133 202H131ZM135 198L136 197H134L133 198V196L131 197V196H129L128 197V199H126V200H128L127 202H126V204H125V207H127V206H129V207H131V205H132V207L131 208H128L127 207V209H129V210H127L126 208V210H124V213H123V215L125 214L126 216L127 215H129L130 213H131V210H132V208L134 207V203L136 202H134V200H135ZM215 198V199H214ZM224 201H223V200ZM249 199V198H248ZM110 200H112V199H110L109 198V201ZM165 200V199H164ZM187 199H185L184 200V202H182V203H190V201H188L187 200V202H185ZM212 200V201H211ZM207 201V202H206ZM249 201V200H248ZM90 202V201H89ZM89 202L87 203V207L89 206ZM197 202H198V204H199V202H200V205L199 206H197ZM132 203V204H131ZM249 204L251 203V201H249L248 202ZM105 204V205H104ZM104 204H101V206H100V208L99 209H101L100 210V214L103 212V210L102 209H105L104 211L105 212H107V214L108 215H114V214H116L115 212L117 211V213L119 212L118 210H116V207H115V205H114V203H111L110 202V204L109 203H104ZM128 204V205H127ZM179 204V203H178ZM103 205V206H102ZM109 205V206H108ZM212 205V206H211ZM217 205V206H216ZM70 206V205H69ZM68 205H67V207L68 208H70ZM178 207H180V204L179 205H177ZM176 205L174 206V207H177ZM193 206H194V204H193ZM81 208H79L80 209V213H79V209L75 212L76 214H75V216H79L80 214H82V212H83V208H85L84 206H83V208H82V206H80ZM97 206H95V205H92V207H91V205H90V207L89 208H87L88 209V214L90 215L91 213V216H94L96 219L98 218V216L100 215L99 214V209L98 210H94V208H96ZM103 207V208H102ZM115 207V208H114ZM138 207V206H137ZM136 207V209L138 210V208ZM226 207V208H225ZM114 208V209H113ZM183 208H184V206H183ZM181 208L179 211H182V213H180L179 212V214H178V218H179V221H180V219L181 218H183L182 216H184L183 215V213L186 215V213H187V210L188 211H191V210H189V208L187 209V210H185L186 208ZM216 208V210L217 211H215L214 209ZM86 209V210H87ZM112 209H113V211H112ZM95 211V213H93L94 211ZM218 210L220 211V213L218 212ZM98 213H97V212ZM111 211V212H110ZM210 213H209V212ZM221 211H223V212H221ZM78 212V213H77ZM91 212V213H90ZM139 212V211H138ZM219 213V216H217L218 214L217 213ZM114 213V214H113ZM207 213H209V215L207 214ZM212 213V214H211ZM214 213V214H213ZM95 214H98V216H96ZM182 214V215H181ZM222 214H224V215H222ZM205 215H206V218H205ZM211 215V216H210ZM214 217V219L215 220H213L212 218ZM93 217V218H94ZM125 217V216H124ZM174 217H175V215H174ZM220 217V218H219ZM229 217V218H228ZM94 218V219H95ZM202 218H201V221L200 220H197V222L198 221H200V222H202ZM210 218H211V220H210ZM216 218H219L218 220L216 219ZM224 220H223V219ZM228 220H227V219ZM173 219V218H172ZM175 219V218H174ZM210 220V221H209ZM174 221V223H173V225H175V226H177V227H179L177 224L178 223H176V220H173ZM178 221V222H179ZM216 221H218V223L219 224H221V227H223L222 229H223V231L221 232V235L219 236V232L217 231L216 233H217V235H218V237L216 236V233L214 232V234L212 233V224H210V222L211 223H215ZM228 221V222H227ZM200 222H198V224H200ZM207 222H208V224H207ZM230 223V224H229ZM179 224H181L180 222H179ZM227 224V225H226ZM203 225V224H202ZM210 225H212V226H210ZM223 225V226H222ZM230 225H231V227H230ZM17 227L18 228H20V227H22L21 225H19L18 223H17ZM211 227V228H210ZM225 227H227L226 229H225ZM230 227V228H229ZM180 229H182V227L180 228ZM229 229V230H228ZM230 229H231V231H230ZM2 230V229H1ZM25 231L27 232V234L28 233H30V231L29 230H22V231H20V233H19V235H18V237L20 236L21 237V235H26V233H25ZM219 231H221V230H219ZM23 232L25 233V234H23ZM224 232V233H223ZM228 232V233H227ZM1 233H5V235L3 236V234H1ZM225 233L226 234H229V235H225ZM0 234L2 235V237L3 238H1V240H0V253H1V250H2V254H0V256H3V258H4V260H5V262H8V261H10L12 264H15V262H14V260H19V258L21 257L20 255H18V253H17V247H16V245H18V244H24V245H27L28 243H29V240H27L26 239V241L25 240H23V241H21L20 243L18 242V240H17V242L15 243V242H12L11 244H9V245H7V246H5L4 244V246L2 245V242H3V240H4V243L6 242V239L7 238H5L6 237V232L4 231V232H1L0 231ZM21 234V235H20ZM61 235L62 236H64V235H66V234H64V233H61ZM224 235V236H223ZM230 235H232V236H230ZM27 236V235H26ZM25 236V237H26ZM211 236V237H210ZM225 236L227 237V238H225ZM1 237V236H0ZM209 237V238H208ZM64 238V243L66 244V246L68 245V248L67 249H65L64 250V248L62 247V245H65V244H63V241H61L60 243H59V245L60 244H62V245H60L61 246V248H60V251H58V247H60V246H52L51 248V252H52V254H51V257L53 256V255H56V253H60L61 251V253L60 254H63V252H64V257H66L67 256V253H68V251H69V253H68V257H71L70 255H74V257H75V259H76V257L79 255L78 254V252L79 251H76V249L78 250V247L76 248V246H73V248H71L72 246L70 245V243L68 242V241H65V237H63ZM211 238V239H210ZM214 238L217 240V241H215L214 240ZM223 238V242H224V244H223V246L225 245H227L226 246V252H225V250H224V253H225V255L223 256V257H226L228 254L231 256V258L228 260V262H226L227 260H225V262H221L220 263V261H223V260H220V258H222V257H219L220 255V253L218 252V249L216 248L217 246H218V244H220L221 243V240H219V239H222ZM229 238H230V240H229ZM20 239V238H19ZM22 239V238H21ZM211 240L213 241V242H211ZM32 241V240H31ZM209 242V243H208ZM227 242V243H226ZM233 242V243H232ZM214 243H216L215 245L216 246H214L213 244ZM228 243H229V245H228ZM237 243L239 244V246L237 245ZM13 244H15V245H13ZM222 244V243H221ZM220 244V245H221ZM213 245V246H212ZM4 248H3V247ZM9 246H12L11 247V252L9 251V253L7 254V251L8 250H10L9 248ZM224 246V247H225ZM235 246V247H234ZM8 247V248H7ZM25 248L27 247V246H24ZM23 247V249H25ZM65 247V246H64ZM140 247V248H139ZM213 247H215V248H213ZM237 247H239V248H237ZM7 248V249H6ZM14 248H15V250H14ZM229 248V249H228ZM236 248V249H235ZM137 249H138V257H139V259L140 260H142L141 259V254H142V246L141 245H139L138 244V247H137ZM141 249V250H140ZM213 249V250H212ZM241 249V250H240ZM54 250L56 251H58V252H54ZM64 250V251H63ZM211 250V251H210ZM214 251V252H213ZM216 251H217V253H216ZM233 251H234V253H233ZM240 251V252H239ZM29 252V249H26V251H25V253H28ZM227 252H228V254H227ZM54 253V254H53ZM73 253H75L77 256H75V254H73ZM141 253V254H140ZM211 253V254H210ZM230 253H232V254H230ZM4 254H5V256H4ZM7 254V255H6ZM13 254H15V255H13ZM216 254H218L217 255V257H216ZM237 254V255H236ZM210 255V256H209ZM14 256V257H13ZM63 256V255H62ZM79 256H81V255H79ZM77 257L78 258V261H80V260H87L85 257ZM122 256V255H121ZM233 256V257H232ZM212 257V258H211ZM214 257V258H213ZM236 258V259H239V258ZM241 257V256H240ZM15 258V259H14ZM80 258V259H79ZM85 258V259H84ZM12 259H13V261H12ZM39 259V258H38ZM115 259H117V260H113V262L115 263V264H124V259L122 258H116L115 257ZM206 259V260H205ZM17 260H16V262H17ZM200 260V261H199ZM240 261L238 262V264H241V259H239ZM85 261L83 262V264H85ZM90 260H87V262H86V264H92V262H89ZM121 261H123V262H121ZM128 261V262H127ZM208 261V263L210 264V262ZM213 261V262H212ZM237 261L238 260H236V263H237ZM19 262V261H18ZM20 262H21V260H20ZM19 262V263H20ZM66 262H67V264L69 263L68 262V259L66 258V259H63L62 258V261H61V264H66ZM117 262H119V263H117ZM230 262V263H229ZM18 263V264H19ZM126 264H131L130 262H129V260H126V262H125ZM201 263V264H202ZM21 264H26V263H24V262H21ZM150 264H152V263H150ZM203 264H207V262H204ZM233 264V263H232ZM235 264V263H234ZM243 264V263H242Z\"/></svg>", "mask_w": 264, "mask_h": 264}]
</instances>
